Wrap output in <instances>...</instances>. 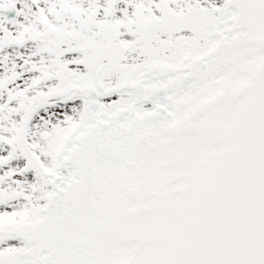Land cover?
Returning a JSON list of instances; mask_svg holds the SVG:
<instances>
[{
	"label": "snow or ice",
	"instance_id": "6c2138e0",
	"mask_svg": "<svg viewBox=\"0 0 264 264\" xmlns=\"http://www.w3.org/2000/svg\"><path fill=\"white\" fill-rule=\"evenodd\" d=\"M0 264H264V0H0Z\"/></svg>",
	"mask_w": 264,
	"mask_h": 264
}]
</instances>
